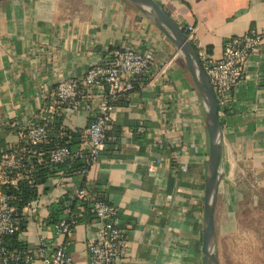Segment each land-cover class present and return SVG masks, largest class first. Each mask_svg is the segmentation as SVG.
Instances as JSON below:
<instances>
[{
  "label": "crops",
  "instance_id": "0c3cea01",
  "mask_svg": "<svg viewBox=\"0 0 264 264\" xmlns=\"http://www.w3.org/2000/svg\"><path fill=\"white\" fill-rule=\"evenodd\" d=\"M154 1L181 28L194 26L197 51L215 59L226 40L250 30L264 33V0ZM123 47L151 52L153 75L135 82L133 92L115 104L105 148L85 176L49 164L40 166L43 181L33 173L35 184L26 187L35 198L13 243L31 250L39 242L63 246L73 264H88L87 247L98 226L92 216L84 213L68 238L52 229L58 203L73 189L87 188L117 209L116 223L128 242L126 264H203L205 110L177 49L132 5L122 0L0 5V155L19 141V127L48 118L42 109L59 81L81 79ZM91 118L85 105L56 114L50 139L73 136L77 143L71 150L84 152L82 135ZM219 120L224 160L215 210L216 255L219 264H255L254 258L264 264V231L246 230L264 222L246 226L241 214L247 209L264 218V37L247 58L245 77ZM65 216L63 209L57 217ZM242 243H256L257 250L246 252Z\"/></svg>",
  "mask_w": 264,
  "mask_h": 264
},
{
  "label": "built area",
  "instance_id": "2783aa9c",
  "mask_svg": "<svg viewBox=\"0 0 264 264\" xmlns=\"http://www.w3.org/2000/svg\"><path fill=\"white\" fill-rule=\"evenodd\" d=\"M182 29L194 44L195 27L188 25ZM263 37L264 33L250 30L241 37L228 39L219 59L198 52L218 104V115L230 107L232 94L245 77L247 58ZM153 73L151 52L142 53L131 47L113 49L107 60L91 66L81 79L56 84L42 109L48 118L19 127V141L3 148L0 155V264H73L63 246L52 248L39 242L34 250L12 247L22 218L29 212L27 205L22 208L16 205L15 192L23 185L35 184L34 166L42 164L63 165L79 157L84 163L80 174L85 176L105 148L115 104L133 92L135 82ZM82 105L92 114L86 134L82 135V143L87 146L84 152H73L67 144L44 151L50 142L53 117L77 111ZM68 197L81 203L78 213L66 206L65 218L52 225L54 233L70 237L82 215L88 213L98 222L95 239L87 247L88 264H126L128 242L117 226V209L87 188L73 189Z\"/></svg>",
  "mask_w": 264,
  "mask_h": 264
},
{
  "label": "water",
  "instance_id": "95a60500",
  "mask_svg": "<svg viewBox=\"0 0 264 264\" xmlns=\"http://www.w3.org/2000/svg\"><path fill=\"white\" fill-rule=\"evenodd\" d=\"M7 0H0V5ZM150 19L182 57L205 110L208 133V168L203 202L202 262L219 264L216 255L215 210L224 160L223 131L218 104L202 68L198 51L184 30L154 0H122Z\"/></svg>",
  "mask_w": 264,
  "mask_h": 264
},
{
  "label": "trees",
  "instance_id": "16d2710c",
  "mask_svg": "<svg viewBox=\"0 0 264 264\" xmlns=\"http://www.w3.org/2000/svg\"><path fill=\"white\" fill-rule=\"evenodd\" d=\"M55 126V122L52 124L51 129ZM75 138V137H74ZM73 138V136H67L66 138H62L61 140H52L50 139V142L48 144V146L44 147V151H48L49 149L55 147L56 145H63V144H67L70 149L71 146H74L77 141ZM48 167H51L53 170H59V169H64L67 170L68 172L71 173H80V171L84 168V163L82 162L81 159H76L74 160L72 163H67V164H63V165H47ZM34 172H36L37 174V182L43 181L45 179V174L43 171H41L40 166H34ZM47 167V171H49L50 168ZM15 196L17 198V202L16 205L21 208L24 205H28L30 200L35 198V193L33 192V190L29 189L28 187L25 186H21L19 191L15 192ZM77 204H81L78 201H70L69 197H65L64 199H62L58 205L55 208L54 211V223H56L60 218L57 217L60 212L65 209L66 206H70L72 209H74ZM53 223V224H54ZM12 247H21L19 244H15L12 241Z\"/></svg>",
  "mask_w": 264,
  "mask_h": 264
},
{
  "label": "rangeland",
  "instance_id": "374dc122",
  "mask_svg": "<svg viewBox=\"0 0 264 264\" xmlns=\"http://www.w3.org/2000/svg\"><path fill=\"white\" fill-rule=\"evenodd\" d=\"M76 2V1H75ZM242 217H244V220H246L247 221V224H246V226L248 225V222H264V218H262V216H259L258 214H257V212L256 211H253V212H249L247 209L245 210V211H243L242 213ZM254 224V223H253ZM244 228V227H243ZM246 230H252L253 232H254V235H255V233H258L259 234V231L261 232V233H263L262 231H264V226H261L260 228H256V226H254L253 225V227L252 226H250V227H246ZM261 247H262V245H261ZM242 248L244 249V251H246V252H249V249L250 250H257V248H256V243L254 244V245H252V244H250V245H248V244H246V243H242ZM260 249H262V248H258V250H260ZM251 260H254V262H255V264H257V262H258V260H257V258H254V259H251Z\"/></svg>",
  "mask_w": 264,
  "mask_h": 264
}]
</instances>
